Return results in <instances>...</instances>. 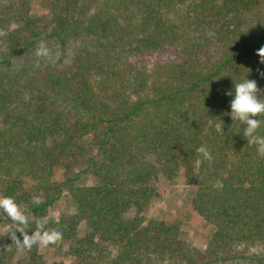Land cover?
Returning a JSON list of instances; mask_svg holds the SVG:
<instances>
[{
	"label": "trees",
	"instance_id": "trees-1",
	"mask_svg": "<svg viewBox=\"0 0 264 264\" xmlns=\"http://www.w3.org/2000/svg\"><path fill=\"white\" fill-rule=\"evenodd\" d=\"M32 1L0 0V197L28 209V234L46 220L72 264H264V157L225 95L246 77L264 89V0H58L40 14ZM41 39L51 56L37 67ZM180 169L204 249L147 215ZM64 191L75 212L55 218ZM2 239L0 264H42L38 246Z\"/></svg>",
	"mask_w": 264,
	"mask_h": 264
},
{
	"label": "clouds",
	"instance_id": "clouds-1",
	"mask_svg": "<svg viewBox=\"0 0 264 264\" xmlns=\"http://www.w3.org/2000/svg\"><path fill=\"white\" fill-rule=\"evenodd\" d=\"M6 35L7 31L0 29V37ZM257 55L260 57V63L264 64V46L259 48ZM35 56L38 58L37 67H39V58L51 56V50L43 39L38 42ZM259 75L264 78V72H260ZM225 95L233 97L230 101V116L234 122L239 121L242 124L243 136L247 144L256 146L257 154L264 157V136L258 134V130L264 126V121L257 118L264 116V89L258 86L256 80L246 77L234 84V91H228ZM217 121L214 125L215 130L223 134V121L220 119ZM196 151L209 163L212 162L213 156L206 146L201 145ZM213 187L222 189L223 182L217 180ZM33 199L39 202V198ZM0 211L11 221L4 235L10 236L12 243L20 250L30 251L33 246L47 248L50 245H58L63 240V233L58 229L48 228L46 220H37L35 230L29 235L28 209L18 204L12 196L0 197ZM17 232L22 236V240L17 237Z\"/></svg>",
	"mask_w": 264,
	"mask_h": 264
},
{
	"label": "rangeland",
	"instance_id": "rangeland-1",
	"mask_svg": "<svg viewBox=\"0 0 264 264\" xmlns=\"http://www.w3.org/2000/svg\"><path fill=\"white\" fill-rule=\"evenodd\" d=\"M58 0H33L31 4L32 12L35 14L50 13L58 4ZM63 171L58 169L54 179L61 180ZM81 183L93 184L94 178L84 174ZM157 196L149 203L147 215L157 217L166 222L178 221L184 237L199 249H204L209 239V225L191 207L190 200L194 192V187L185 181L183 169L170 181H160L157 183ZM75 212V203L67 191H64L60 198L50 208L49 213L58 218L63 213ZM5 225L0 223V235H3ZM3 236H0V246L3 245ZM42 264H52L61 260L65 264H72L73 258L67 253V245H64L60 252L52 248L39 247ZM10 264H28L16 255Z\"/></svg>",
	"mask_w": 264,
	"mask_h": 264
}]
</instances>
